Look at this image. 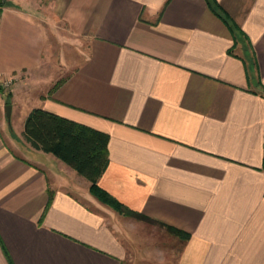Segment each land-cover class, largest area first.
I'll use <instances>...</instances> for the list:
<instances>
[{
    "label": "crops",
    "instance_id": "obj_1",
    "mask_svg": "<svg viewBox=\"0 0 264 264\" xmlns=\"http://www.w3.org/2000/svg\"><path fill=\"white\" fill-rule=\"evenodd\" d=\"M216 1L235 46L207 0L0 4V264L131 255L121 215L24 139L35 107L109 135L100 187L188 233L175 264H264V0Z\"/></svg>",
    "mask_w": 264,
    "mask_h": 264
},
{
    "label": "trees",
    "instance_id": "obj_2",
    "mask_svg": "<svg viewBox=\"0 0 264 264\" xmlns=\"http://www.w3.org/2000/svg\"><path fill=\"white\" fill-rule=\"evenodd\" d=\"M207 2L230 28L234 46L238 42V38H246L245 33L236 26L216 0H207ZM244 43L245 40L243 56L245 49L247 59H242L246 63L249 74L255 61L250 44ZM23 136L31 147L51 153L83 176L89 182L90 193L101 203L123 216L157 223L178 238L186 239L188 237L187 232L177 227L162 223L129 208L100 187L99 178L108 165L109 135L106 132L35 107L29 111L24 120Z\"/></svg>",
    "mask_w": 264,
    "mask_h": 264
},
{
    "label": "rangeland",
    "instance_id": "obj_3",
    "mask_svg": "<svg viewBox=\"0 0 264 264\" xmlns=\"http://www.w3.org/2000/svg\"><path fill=\"white\" fill-rule=\"evenodd\" d=\"M12 85L0 81V88L10 89ZM13 121L17 122L15 117ZM108 219L125 230H122L121 236L131 244V255L123 264H175L178 237L164 227L123 215L110 216Z\"/></svg>",
    "mask_w": 264,
    "mask_h": 264
},
{
    "label": "water",
    "instance_id": "obj_4",
    "mask_svg": "<svg viewBox=\"0 0 264 264\" xmlns=\"http://www.w3.org/2000/svg\"><path fill=\"white\" fill-rule=\"evenodd\" d=\"M4 2V0H0V4H2ZM11 109H12V106L11 104L7 103L4 107V110H5V113H6V116L8 118H10V115H11Z\"/></svg>",
    "mask_w": 264,
    "mask_h": 264
},
{
    "label": "built area",
    "instance_id": "obj_5",
    "mask_svg": "<svg viewBox=\"0 0 264 264\" xmlns=\"http://www.w3.org/2000/svg\"><path fill=\"white\" fill-rule=\"evenodd\" d=\"M3 82H4L5 84H10V83H12V81L9 80V79H4Z\"/></svg>",
    "mask_w": 264,
    "mask_h": 264
}]
</instances>
